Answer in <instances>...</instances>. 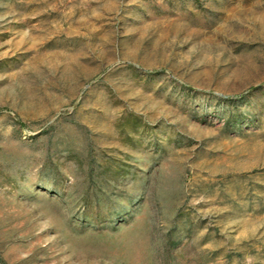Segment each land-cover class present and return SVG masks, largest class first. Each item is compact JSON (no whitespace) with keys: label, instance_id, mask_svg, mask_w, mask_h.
Instances as JSON below:
<instances>
[{"label":"rangeland","instance_id":"1","mask_svg":"<svg viewBox=\"0 0 264 264\" xmlns=\"http://www.w3.org/2000/svg\"><path fill=\"white\" fill-rule=\"evenodd\" d=\"M0 264H264V0H0Z\"/></svg>","mask_w":264,"mask_h":264}]
</instances>
